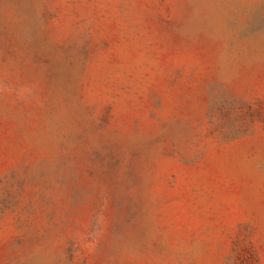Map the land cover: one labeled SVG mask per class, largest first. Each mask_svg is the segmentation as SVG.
Segmentation results:
<instances>
[{"label":"rangeland","instance_id":"374dc122","mask_svg":"<svg viewBox=\"0 0 264 264\" xmlns=\"http://www.w3.org/2000/svg\"><path fill=\"white\" fill-rule=\"evenodd\" d=\"M0 264H264V0H0Z\"/></svg>","mask_w":264,"mask_h":264}]
</instances>
